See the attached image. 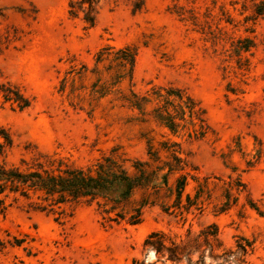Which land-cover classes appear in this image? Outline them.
<instances>
[{
	"label": "rangeland",
	"instance_id": "rangeland-1",
	"mask_svg": "<svg viewBox=\"0 0 264 264\" xmlns=\"http://www.w3.org/2000/svg\"><path fill=\"white\" fill-rule=\"evenodd\" d=\"M71 1L0 0V161L30 171L54 160L53 167L95 173L109 157L130 173L135 161L162 169L115 210L127 212L117 222L84 199L49 211L9 194L0 264H174L144 245L147 236L178 240L210 224L218 257L205 249L201 260L194 253L177 264H237L222 252L238 237L252 243L246 264H264L259 0H144L137 11L135 0H100L92 26L69 14ZM125 49L131 67L121 60ZM7 90L28 105L6 99ZM143 202L140 222L129 224Z\"/></svg>",
	"mask_w": 264,
	"mask_h": 264
},
{
	"label": "trees",
	"instance_id": "trees-1",
	"mask_svg": "<svg viewBox=\"0 0 264 264\" xmlns=\"http://www.w3.org/2000/svg\"><path fill=\"white\" fill-rule=\"evenodd\" d=\"M99 2L100 0L71 1L68 4V12L73 16L80 14L82 20L88 26H92L95 22ZM143 3L144 0H135L132 4L133 11L139 10ZM254 7L257 14H262L264 12V0H259L254 4ZM250 43L251 41L247 40L243 49L247 50L251 45ZM120 51L123 65L128 64L131 67L133 53H130L128 49ZM12 93L7 90L6 99L17 101L19 108L28 105V101L23 99L18 92ZM168 95H173L179 100L182 99L180 92L171 90ZM187 100L190 104L193 103L189 97L186 98ZM188 109L191 113L192 107L189 106ZM172 119H168V127L171 129L174 128ZM173 159L179 165L182 162L178 156L174 155ZM49 162V168L38 163L37 169L21 171L17 167H8L0 161V194L2 195L0 210L5 208L4 200L9 194L13 195V200L17 199L16 194L29 200V205L33 209H48L49 211L64 202L84 199L88 202H95L98 207H101L102 213L107 215L108 221L117 222L123 220L127 212L123 208L115 210L128 202L136 188L148 185L156 179L157 171L162 169V167H156L152 170H146L147 162L135 161L131 165L135 172L130 173L127 168L109 157L96 164L95 173L89 169L59 168V165L53 167L54 160ZM167 167L166 173L161 176L162 184H166L168 173L173 170L170 163L167 164ZM185 181V176L178 181V198H180V191L183 189ZM33 197L37 200L33 201ZM144 204L143 202L134 208L128 215L127 222L129 224L134 225L140 222L141 208ZM111 212H114V216H109ZM144 245L153 248L157 258L163 257L165 260L177 264L183 258L187 262H191L194 253H199L201 260L205 249L213 257H218L215 251L221 248L222 244L218 238L216 226L210 224L196 234H191L190 230H187L185 236L178 240L163 232H152L145 239ZM234 247V250H224L222 255L234 254L237 264H246V256L252 249L251 241L244 237H238Z\"/></svg>",
	"mask_w": 264,
	"mask_h": 264
}]
</instances>
